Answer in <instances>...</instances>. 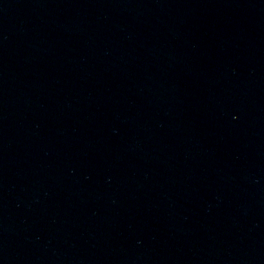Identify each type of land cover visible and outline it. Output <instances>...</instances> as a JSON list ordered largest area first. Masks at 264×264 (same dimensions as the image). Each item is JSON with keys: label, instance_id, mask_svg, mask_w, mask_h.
I'll return each mask as SVG.
<instances>
[{"label": "water", "instance_id": "obj_1", "mask_svg": "<svg viewBox=\"0 0 264 264\" xmlns=\"http://www.w3.org/2000/svg\"><path fill=\"white\" fill-rule=\"evenodd\" d=\"M0 264H264V0H0Z\"/></svg>", "mask_w": 264, "mask_h": 264}]
</instances>
